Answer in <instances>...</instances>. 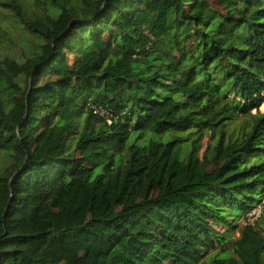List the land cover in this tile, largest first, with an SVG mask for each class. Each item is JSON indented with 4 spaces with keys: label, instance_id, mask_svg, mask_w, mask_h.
Returning <instances> with one entry per match:
<instances>
[{
    "label": "trees",
    "instance_id": "1",
    "mask_svg": "<svg viewBox=\"0 0 264 264\" xmlns=\"http://www.w3.org/2000/svg\"><path fill=\"white\" fill-rule=\"evenodd\" d=\"M0 10V264H264V0Z\"/></svg>",
    "mask_w": 264,
    "mask_h": 264
},
{
    "label": "rangeland",
    "instance_id": "2",
    "mask_svg": "<svg viewBox=\"0 0 264 264\" xmlns=\"http://www.w3.org/2000/svg\"><path fill=\"white\" fill-rule=\"evenodd\" d=\"M210 3H213L210 1ZM214 7H216L214 5ZM8 13L5 12L4 10H0V34H3L4 32H6V34H8L9 38L12 39V43L11 47H13L14 49H16L18 52H21V42H19V28L18 25H14V27H12L11 23L9 21H7V17ZM264 109V108H263ZM260 212H264V207L261 209ZM256 213H259V210H256ZM239 232L237 233V237L239 236Z\"/></svg>",
    "mask_w": 264,
    "mask_h": 264
},
{
    "label": "built area",
    "instance_id": "3",
    "mask_svg": "<svg viewBox=\"0 0 264 264\" xmlns=\"http://www.w3.org/2000/svg\"><path fill=\"white\" fill-rule=\"evenodd\" d=\"M92 108L94 109V112H95V114H97V115H99V116H101V117H105V118H108L107 120H108V122H110L109 121V115L102 109V108H97V107H93L92 106ZM264 105L261 107V109H260V111L262 112V113H264ZM264 207V203H263V205L262 206H259L258 208H256L255 210H253L249 215H248V217H247V220H246V222L244 223V225L246 226V225H248V224H254V222L258 219V217L261 215V213L262 212H260L261 211V209ZM256 210H259V213H256Z\"/></svg>",
    "mask_w": 264,
    "mask_h": 264
}]
</instances>
